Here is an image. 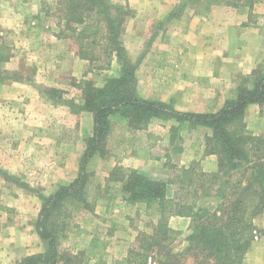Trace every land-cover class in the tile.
<instances>
[{
    "label": "rangeland",
    "instance_id": "obj_1",
    "mask_svg": "<svg viewBox=\"0 0 264 264\" xmlns=\"http://www.w3.org/2000/svg\"><path fill=\"white\" fill-rule=\"evenodd\" d=\"M107 1L112 4H126L128 6L127 3H123L125 0ZM236 1L239 3L238 6L234 7L228 4ZM6 2L7 7L2 9L3 18L2 15L0 17L4 27L0 28L4 30L0 39L8 57L0 62V79L1 77L4 78V80H0V96L29 92V89L33 88L37 94L47 100L48 107H45L44 110H47L48 113L70 111L75 114L70 110L68 102H79L81 92L77 85L82 79L91 80L95 86L102 87L107 79L118 74L119 64L114 56H112L108 68H100L105 63V56L99 52L100 48H96L91 61L86 60L85 64L80 67V76H72L68 71L57 73L55 71L57 66L51 59L53 58L52 55L54 57L61 56L63 48L67 49L71 48V45L73 47L74 44L77 45L73 39L71 42L67 37H57L58 33L64 36V21L59 16L60 5L57 0H9L10 3L6 0ZM172 3L173 7L167 14L165 21L146 20L139 23L137 31H141L142 35L140 34L138 37L131 35V32L124 33L126 21L133 18L136 13L135 9L128 6L132 15L126 18L120 39L122 43H126L131 48H133L135 41L138 45L139 52L134 56L136 60L131 61V63L135 66L136 91L140 96L153 99L150 96L158 94L160 81H166L165 78H162L164 73L179 75L182 78L189 76L190 68L195 61L196 51L194 45L186 42L184 35L195 30V27H197L195 38L200 37L197 46H202L204 49L209 44L217 50V54L210 60L217 72L226 63L222 57L230 58L228 62H233L236 65L241 62L245 66L252 64L253 69L264 70V0H172ZM153 9L156 8L153 7ZM14 13L18 14L19 17L14 18L12 16ZM209 15L212 17L214 29L211 33L213 38L211 42H207V36L203 38L199 34L200 28L206 23L202 18H207ZM224 16H227L226 20ZM200 17L202 22L199 20ZM244 18L246 21L240 22ZM53 34L60 40V44L53 41L52 38L49 39ZM65 34L68 35L69 33L65 31ZM183 46L187 51L182 55L173 53L170 57L164 58L159 53L165 47L179 50ZM44 47L45 49L49 47L50 50L47 52L42 49ZM192 47L194 49H191ZM18 48L22 50L16 53ZM218 51L223 54L218 53ZM252 51L255 55L259 51L254 61L250 60L253 59ZM205 54L207 53H199L200 57ZM161 61L167 64V67L159 68L158 63ZM43 67H48L47 69L51 71L50 75L49 72L46 74L49 81L33 83L34 74L39 73L37 71ZM249 74L234 72L233 94L240 78ZM166 77L169 81L171 76ZM29 80H33L31 81L32 87L3 85L4 83L27 82ZM26 88L28 90H25ZM46 88H55L59 92L58 97L51 99L45 92ZM5 103V100L0 101L2 105ZM19 103L18 106L14 105L15 110L24 109L23 103ZM110 119V131L105 140L103 152L93 155L86 165L89 172L86 198L92 206L84 208L81 207L80 203L72 202L67 205L70 214L67 220L69 228L66 234L60 238L59 248L73 254L79 253V259H81L79 264H115L116 259L126 255L127 251L135 246L136 238L140 232L151 233L158 218L154 211L146 209L142 203L129 204L125 201L124 194L120 189L121 184L112 179L108 180L109 173L115 166L135 169L151 178L168 182L167 198L176 195L180 199L179 201L184 203L195 199L197 205H207L210 209H213L218 202L214 196L216 183L211 181L208 175L198 173L199 171L202 172L200 154L184 165L179 164L185 158L183 150L186 145L194 144L196 139L201 140L204 144L207 128L190 129L186 123L178 124L173 120L153 119L158 122L151 123V120L144 127L133 129L126 124V120L121 116L114 115ZM81 127L82 133L84 132L82 136L78 134L79 124L76 123L71 131L68 129L51 131L52 136L56 137V148L51 147V153L41 154L39 161L43 163L52 157H54L55 162L60 157L63 159L66 152L61 149L60 143L72 142L74 152L79 151L80 147L83 148L85 138L92 131L90 112L85 111L83 114ZM40 136L41 140L44 139L42 138L44 134ZM162 137L165 139L162 140ZM126 138L133 139L134 144L130 140L128 142ZM48 143L50 142L48 141ZM157 151L160 153L158 154ZM80 156L77 157V161H79ZM133 158L140 160L145 158L147 164L141 163L139 168H133L131 166L134 163L132 162ZM3 173L6 172L0 169V200L2 203L11 205L12 209L7 206L8 210L0 213V242L3 245L1 249L8 245L18 250V247L23 246V241L22 238H19L16 229L12 230L11 227L13 225L20 227L22 224L25 228L29 223L33 225L40 209V200L36 193L38 191L45 194L47 192L45 190L51 187V183L49 179H45L43 176L41 179L37 176L33 181L28 179L27 181L23 174H8V177H5ZM180 177L186 178L183 187L178 183ZM238 178H240L239 174L235 173L230 180L234 183ZM207 185L211 188L209 193L200 194ZM169 188H174L171 194ZM179 217L178 215L169 216L168 225L172 218L174 225L180 226L183 220ZM7 220L10 221L9 232L5 230ZM252 223L255 226V232L252 233L251 245L247 253L257 245L264 248V210L253 217ZM172 230L176 233L172 235L173 242L170 247L178 251L182 247V239L186 232L180 229ZM24 231H26V237H31L28 232L29 229L26 228ZM91 238L104 240V243H101L103 248L101 257L96 255L90 259L83 252ZM164 243L161 242L162 245ZM39 247L42 250L44 248L41 240L36 242L34 250ZM157 256L156 253L152 252L149 257H153V259L148 258L147 263L155 264L154 261ZM245 256L244 264H246ZM185 261V264H193L191 258H187ZM0 264L2 263L0 262Z\"/></svg>",
    "mask_w": 264,
    "mask_h": 264
},
{
    "label": "trees",
    "instance_id": "obj_2",
    "mask_svg": "<svg viewBox=\"0 0 264 264\" xmlns=\"http://www.w3.org/2000/svg\"><path fill=\"white\" fill-rule=\"evenodd\" d=\"M57 2L60 5L59 16L64 21V36L58 33L57 37H67L71 42L73 39L77 45H71V49L83 60L91 61L96 48H100L99 52L105 56V63L100 68H108L114 56L118 60L119 71L102 87L95 86L88 79L78 83L81 98L77 103L69 101V108L75 113L90 112L92 131L84 140L77 175L71 182L59 184L49 194L37 191L40 209L33 227L44 248L41 252L23 256L13 264L80 263L79 253L59 248L60 238L69 228L67 205L72 202L80 203L84 208L92 206L86 198L89 178L86 165L93 155L103 152L110 131V118L114 115L124 118L133 129L142 128L153 119H161L186 123L190 129L203 127L210 130L204 136V153L216 156L217 170L208 174L198 173L208 175L216 183L214 196L218 201L210 209L207 205H197L195 199L184 203L176 195L167 198L168 182L135 169L113 167L108 180L121 184L125 201L142 203L158 216L151 233L140 232L135 246L115 264H148V258L153 259L149 257L152 252L158 255L153 260L155 264H185L187 258H191L193 264H244V256L255 232L252 219L264 210V134L254 135L247 130L245 113L249 104L264 105V70L254 68L249 75L241 77L233 97L216 111H180L172 101L148 99L137 93L135 66L120 39L125 20L132 15L126 4H112L107 0ZM228 4L239 5L237 1ZM65 31L69 34L66 35ZM7 57L6 49L0 45V62ZM45 92L51 99L59 95L55 88H46ZM235 173L240 178L232 183L230 179ZM3 174L8 177L7 173ZM184 181L186 178L180 177L178 183L183 187ZM205 188L200 194L209 193L211 188L208 185ZM4 210L8 208L0 200V211ZM171 215L190 218L188 231L182 239L184 244L178 251L170 247L172 235L176 233L168 225ZM161 242H165L164 245ZM83 252L90 259L96 255L101 257V240L91 238Z\"/></svg>",
    "mask_w": 264,
    "mask_h": 264
},
{
    "label": "crops",
    "instance_id": "obj_3",
    "mask_svg": "<svg viewBox=\"0 0 264 264\" xmlns=\"http://www.w3.org/2000/svg\"><path fill=\"white\" fill-rule=\"evenodd\" d=\"M7 1L9 2V0ZM6 3V0H0V17L2 15V18V9L7 7ZM123 3H127L130 8H133L136 11L133 18L126 21V29L124 33L131 32V35H135L137 37L141 34V31H137L139 23H143L142 21L146 20L165 21L167 14L173 7L172 0H125ZM153 7L156 9L154 10ZM12 16L14 18L19 17V15L15 13ZM211 18V15L207 16V18H202V20H205L206 23L200 28L199 32L203 38L207 36V42H211V39H213L211 33L214 31V29ZM226 18L227 16H224L225 20ZM199 20L201 21V17ZM243 21L245 22L246 18L241 19L240 22ZM0 28H4L1 20ZM196 28L197 27H195V30H191V32L184 35L186 42H189L195 46V49L194 47L191 49L196 51L195 61L190 68L191 73L186 78H182L179 75H167V73H164L162 78H165L166 81H160L159 91L157 92L158 94L150 96V98L165 102L172 101L177 110L190 112H212L218 110L228 98L232 97L234 72L248 74L252 71L253 65L251 64L245 66L241 62L236 65L233 62H228L230 58L222 57L226 63H224L221 70L217 72L216 68L211 65L210 61L211 58L217 54V50H215V48L209 44H207L204 49H202V46H197L200 41V37L195 38ZM3 31L4 30L0 29V35L3 34ZM51 38L53 41L60 44V40L54 37V34L51 35L49 39ZM1 44L3 43L0 39V45ZM124 47L127 51L130 61H135L136 57L134 56L139 52L136 41L133 48L129 47L126 43H124ZM42 49H45V47ZM21 50V48H18L16 53ZM45 50L48 52L50 48L47 47ZM186 51L187 49L184 46L181 47V49L179 48V50L177 48L165 47L159 53H161L165 58L170 57L173 53L182 55ZM200 52H206L207 54L200 57ZM218 53L223 54L221 51H218ZM257 53H259V51ZM257 53L255 55V53L252 51L251 55L253 59H250L251 61L255 60ZM52 56L53 58L51 59L57 66L55 67V71H57V73L68 71L72 76L75 77L81 75L80 67L85 64L86 60L80 59L71 48H63L61 56ZM166 65L167 64H165L163 61L158 63L159 68H165L167 67ZM47 68L43 67L42 69H39L37 72L41 73L34 74V81L29 80L27 82H10L4 83L3 85L11 87L15 85L32 87L31 81H33V83H39L40 81L48 82L49 77H47L46 74L49 72L50 75L51 71H49ZM166 76H171L169 77V81L167 79L168 77ZM25 90H28V88ZM1 100H5L6 103L4 105L0 104V169L4 170L7 174H23L26 180L28 179L33 181V179L37 178V176L40 179L42 176L45 179H49L51 187L45 190L47 191V194H49L57 184H67L71 182L77 175V157L82 154L84 146L83 148L80 147L79 151L74 152L72 142L69 141L60 143L59 146H61L62 150H65L66 155H64L63 159L61 157L57 159L56 162L54 157H52L49 159V161H43L42 163L39 161V157L41 154L46 155L49 152L51 153V147L56 148V137L52 136L51 131L55 130L56 132L57 129H68L71 131L73 125L76 123L79 124V128H77L78 134L82 136L84 132L82 133L81 131V125L85 111L75 114H72L70 111H52L53 113H48L47 110H44L45 107H48L46 102L47 100L44 99L40 94H37L33 88H31V90L29 89V92H20L16 93L15 95H1L0 101ZM76 101L78 100L76 99ZM19 102L23 103L24 109L21 108L19 110H15L13 107L14 105L18 106L20 104ZM155 121L156 120H152L151 123H154ZM59 123L62 124L60 125ZM245 123L247 130L252 134H264V105L259 106L257 104H249L245 113ZM63 124L65 125L63 126ZM209 132L210 131L208 130L206 134ZM41 134H44V137H42L44 139L42 140L40 138ZM164 139L165 138L162 137V140ZM126 140H128V142L130 140L134 144L133 139L126 138ZM48 141L50 143H48ZM50 144H52V146H50ZM183 152L185 158L180 161V165H184L186 162L195 158L196 155L200 154V166L202 171L214 172L217 170L216 156L214 154L204 153V144L201 140L198 141V139H196L194 144L191 143L186 145ZM159 153L160 152H158V154ZM160 159L162 158L160 157ZM132 160L134 163L131 166L136 169L141 166V163L147 164L145 158H142V160L133 158ZM39 175L41 176L39 177ZM172 191H174V188H169L170 194ZM2 204L12 209L11 205L5 204L4 202ZM0 213H2V211ZM179 218L183 220V223L181 222L180 226H175L172 222V218L169 221V226L175 230H185L187 233L190 218L187 216H180ZM9 224L10 221L7 220L5 226V230H7L6 232H9ZM26 228L29 229L28 232L31 235L29 238L25 235L26 231L24 230ZM11 229H16L19 238H22L23 246L21 245L17 250L13 246L5 245L4 249H1L3 245L0 242V262L2 264H13L16 260H19L23 256L42 251V248L40 247L34 250L36 242H39L40 239L36 234L32 224H27L25 228L22 224L20 227H15L13 225ZM99 239L101 240V243H104L103 239ZM183 244L184 242L181 243V246H183ZM14 245L16 246V244ZM12 250L13 253H11ZM122 257L116 259L115 262ZM245 262L246 264H264L263 246L257 245L251 249L250 252L245 256Z\"/></svg>",
    "mask_w": 264,
    "mask_h": 264
}]
</instances>
